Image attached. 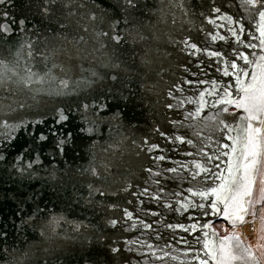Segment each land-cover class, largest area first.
Returning a JSON list of instances; mask_svg holds the SVG:
<instances>
[{"label": "water", "instance_id": "water-1", "mask_svg": "<svg viewBox=\"0 0 264 264\" xmlns=\"http://www.w3.org/2000/svg\"><path fill=\"white\" fill-rule=\"evenodd\" d=\"M67 2L0 4V13H8L0 15V24L12 28L0 33V60L18 64L21 74L30 68L42 77L14 93L0 89V122L16 125L9 131L0 123V232L6 234L0 237V264H191L197 252L207 258L205 232L209 240L232 236L234 242L238 236L219 235L213 224H239L252 195L242 219L233 222L223 215L222 204L216 215L210 208L205 215L182 205L211 203L193 195L213 186L197 163L210 172L219 171L217 164L225 167L221 160H227L222 155L227 149H217L230 145L227 137L235 132L219 120L233 125L234 117L221 109L233 112L234 107L215 101L223 96L220 85H232L235 94L231 62L246 66L240 53L253 62L264 54L258 8L242 0H135L132 8L125 0H70L63 7ZM93 12L96 20L89 19ZM112 20L125 29L120 44L110 39ZM97 32L109 36L97 37ZM249 42L257 47H247ZM201 92L206 106L189 116L199 107ZM61 111L67 119L60 120ZM176 136L185 139L176 141ZM153 144L158 147L150 149ZM19 203L32 219L18 228ZM36 208L41 211L34 214ZM205 223L208 229L202 228ZM177 224L187 230L168 227ZM193 224L195 229L187 227ZM243 248L261 264L241 241Z\"/></svg>", "mask_w": 264, "mask_h": 264}, {"label": "snow or ice", "instance_id": "snow-or-ice-1", "mask_svg": "<svg viewBox=\"0 0 264 264\" xmlns=\"http://www.w3.org/2000/svg\"><path fill=\"white\" fill-rule=\"evenodd\" d=\"M4 0H0V4H2ZM127 6L129 8L135 7V0H125ZM244 4L251 6L252 8H258V15L260 18V24L258 27L259 32V46L262 50H264V0H242ZM45 3H48V0H45ZM52 3H56V0H52ZM70 0L67 3H64L63 7H68ZM96 8L100 9V5L96 4ZM102 12L103 9H100ZM45 13L49 11L47 7L43 9ZM213 11H219L218 9H213ZM71 14V13H70ZM0 15L7 16V11L0 13ZM90 20H96V13L89 14ZM101 20L104 19L103 16L100 17ZM231 19V17H228ZM19 24L22 26L25 24V20L21 19ZM119 20H112L109 22V29L111 32L110 39L114 41L116 44H120L123 41V32L125 29H121L119 27ZM63 27V25H62ZM241 30H243V25H241ZM12 28L9 24L4 23L0 24V33L9 34L11 33ZM235 35V32H233ZM97 37H107L109 36V32H97ZM215 39V37H213ZM220 39H224V37H220ZM236 39L239 41L240 36H236ZM242 43V41H241ZM24 45L21 44L20 48H23ZM103 47V45H101ZM192 48H196L195 44H191ZM249 48H255L257 45L249 42L247 45ZM31 48V45H29ZM17 56L20 55V49H17ZM209 55L220 56V53H209ZM255 56V54H253ZM28 56H32V52L29 51ZM240 58L243 59L246 63V66H240L236 60L231 62V68L235 73V94L230 91L232 85L223 86V96L221 99H217L215 104L220 105H232L234 107L233 112H229L228 107H222L221 111L223 113L228 114L229 116L234 117V124L230 125L226 123L225 120H219V124L224 128H227L229 133L235 132V135H229L227 137L228 140L231 141V144H221L217 149L219 153L220 149H227L222 153L223 156L227 157V160H221V163L225 165V167L221 168L220 164L215 165L219 171L210 172L209 168L202 167L199 163L196 164V167L199 168L200 172L209 174L206 178L211 180L213 186L207 188L203 191L193 192V195L199 196L205 200L210 199L211 203L209 205H205L203 203L197 205L195 203H185L182 205L183 208H197L200 210H204L205 215H208V208L211 209V214L216 215L219 212L217 207L218 204H222L224 206V213L226 219L230 222H233L235 219H242V214L246 211V206L250 200L252 195V187L253 182L257 178V173L260 168V157L264 154V141H262L261 137L264 135V54L259 56H255V62L250 60L248 56L244 55V53H240ZM47 59V57H45ZM118 67L119 65H115ZM18 64H13V66H9L8 62L0 60V89H4L8 92H16L20 90L21 86L24 88L30 87L35 77L36 80H42V77L39 74L33 73L31 69H27L24 74H21L17 71ZM95 75V73H93ZM224 75H228L227 69L224 70ZM112 79H116L115 76ZM200 83H204V81H200ZM62 85H67V81L61 80ZM215 86V84H214ZM210 95H216L215 92L209 93ZM171 95V92H169ZM205 93H200V105L196 108L194 113H189V116H195L198 114L201 109H203L206 105L203 100ZM20 107H23L21 104ZM89 106L87 104L84 105V108L87 109ZM104 107V105H101ZM169 108L173 107L172 105H168ZM187 118V117H186ZM215 119L216 117H212ZM65 117L60 112V120H65ZM2 126L9 131L15 129L16 125H9L6 122H0ZM175 123V122H174ZM7 136V133H5ZM71 135V134H69ZM164 133H161L163 136ZM43 138V137H41ZM184 137L176 136V141H184ZM188 144H192L193 141L191 139L186 141ZM64 143V141H61ZM158 145H150L151 148H157ZM204 149H201L203 152ZM17 160H20V157H16ZM158 160H163L164 157H156ZM215 159L219 160L220 155H217ZM213 157L211 155L207 158V163L212 164ZM32 163L30 162L28 167H32ZM21 174L24 173L23 168L17 169ZM150 171V170H149ZM168 172H175L176 169L169 168ZM95 173V170L93 169ZM195 175H199V173H195ZM262 180H264V173L261 174ZM219 181V183H216ZM158 183V181H157ZM159 191L162 193L164 191L163 188H160ZM189 192H192V189H188ZM148 189H144V193H147ZM136 195V193H133ZM153 199L157 200L159 197L153 195ZM110 207H113L110 205ZM168 207V205H165ZM179 210V209H177ZM41 209H34V214L40 212ZM156 213H152L155 215ZM124 215L127 217H131L132 213L128 212L127 209H124ZM14 216L21 217V225L17 227H21L22 225L28 224L31 221V217L24 216L23 214V204L19 203L17 210L14 212ZM117 220H111L109 223L116 224ZM141 223H143L141 221ZM199 223V222H197ZM210 223H205L202 225L203 229H208ZM145 228H151V225L144 224ZM169 228H186L185 225L177 224V225H168ZM192 229L196 228V224L187 226ZM215 236V232L212 233ZM203 240V250L204 255L207 258H202L197 254L191 257V264H209V259L213 262V264H256L255 257L253 253L248 248L241 249V241L239 237L235 238L233 242L232 236H224L216 240H209L208 233H204ZM0 237H5L6 234L4 232H0ZM199 237H197V243H199ZM187 243V241H185ZM151 247V245H149ZM113 252H116V248H112ZM192 251V249H189ZM167 255V253H165Z\"/></svg>", "mask_w": 264, "mask_h": 264}, {"label": "crops", "instance_id": "crops-1", "mask_svg": "<svg viewBox=\"0 0 264 264\" xmlns=\"http://www.w3.org/2000/svg\"><path fill=\"white\" fill-rule=\"evenodd\" d=\"M262 157V156H261ZM264 173V154H263V170L259 172L256 178V184L254 188V196L256 203L259 205V218L257 226V236L254 241V248L258 254L262 264H264V180H262L261 174Z\"/></svg>", "mask_w": 264, "mask_h": 264}, {"label": "built area", "instance_id": "built-area-1", "mask_svg": "<svg viewBox=\"0 0 264 264\" xmlns=\"http://www.w3.org/2000/svg\"><path fill=\"white\" fill-rule=\"evenodd\" d=\"M257 211H258V208L254 205H252L251 207V204H250L243 220L239 224L232 225V224L227 223L226 221H220L221 228H218L215 224H213V227L216 233L219 235H226V234L235 235V234H238V232H236V229H239L240 236H242L245 239H248L253 236L252 233H253V230H255L256 220L253 216L255 213H257ZM244 227H246L245 228L246 234L244 233Z\"/></svg>", "mask_w": 264, "mask_h": 264}, {"label": "rangeland", "instance_id": "rangeland-1", "mask_svg": "<svg viewBox=\"0 0 264 264\" xmlns=\"http://www.w3.org/2000/svg\"><path fill=\"white\" fill-rule=\"evenodd\" d=\"M262 140L264 141V135H262ZM262 157H261V159H260V161H261V163H260V168H259V172H262V170H263V154L261 155ZM259 172L257 173V175L259 174ZM256 182V181H255ZM255 184L256 183H254V188H255ZM254 188H253V190H254ZM254 192V191H253ZM250 204H251V207H252V205H254V206H256L257 208H258V211H257V213H255L254 214V218H255V230H253V236L252 237H250V238H248V239H245V238H243L242 236H240V234H239V229H236V232H238V234H235L236 236H238L239 237V239L244 243V244H246L247 246H249V247H251L253 250H254V252H255V254L257 255V257H258V254H257V252H256V250H255V248H254V241L256 240V236H257V226H258V218H259V205L256 203V199H255V196H254V194L252 193V197H251V202H250ZM253 210V209H252ZM218 228H221V223H220V221H217V222H215L214 223ZM234 225H237V224H234ZM246 227H244V230H246L245 229ZM246 232V231H245ZM244 232V233H245ZM259 258V257H258ZM259 261H260V263L262 264V262H261V260L259 259Z\"/></svg>", "mask_w": 264, "mask_h": 264}, {"label": "bare ground", "instance_id": "bare-ground-1", "mask_svg": "<svg viewBox=\"0 0 264 264\" xmlns=\"http://www.w3.org/2000/svg\"><path fill=\"white\" fill-rule=\"evenodd\" d=\"M244 232H245V230H244ZM245 234H246V232H245Z\"/></svg>", "mask_w": 264, "mask_h": 264}]
</instances>
